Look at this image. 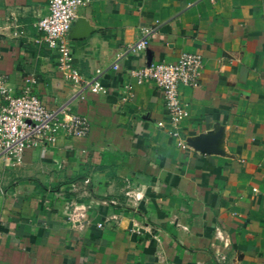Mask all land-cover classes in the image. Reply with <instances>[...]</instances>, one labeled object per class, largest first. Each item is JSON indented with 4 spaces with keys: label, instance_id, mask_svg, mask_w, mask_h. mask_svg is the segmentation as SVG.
<instances>
[{
    "label": "crops",
    "instance_id": "1",
    "mask_svg": "<svg viewBox=\"0 0 264 264\" xmlns=\"http://www.w3.org/2000/svg\"><path fill=\"white\" fill-rule=\"evenodd\" d=\"M48 4L0 0V75L92 127L18 166L0 158V264H264V0H92L73 24V67L102 70L109 91L84 99L36 42ZM144 29L149 46L131 51ZM183 53L204 70L181 88L189 117L173 128L161 90L130 73ZM133 187L136 209L117 205Z\"/></svg>",
    "mask_w": 264,
    "mask_h": 264
},
{
    "label": "built area",
    "instance_id": "2",
    "mask_svg": "<svg viewBox=\"0 0 264 264\" xmlns=\"http://www.w3.org/2000/svg\"><path fill=\"white\" fill-rule=\"evenodd\" d=\"M92 0H49V13L35 23L41 33L37 43L44 49L56 54V63L62 78H66L79 89L81 99L85 92L107 94L109 89L104 83V72L97 70L91 79H85L74 67L72 48L70 45L73 24L78 11L86 7ZM151 32L144 29L142 38L135 43L131 51L143 52L150 44ZM114 72L120 71V64L112 65ZM204 70V60L201 54L183 53L177 62L157 61L131 71L130 76L137 85L151 82L161 90L169 119L173 128L189 117V112L182 102L180 90L182 87L197 88L200 86ZM36 84L34 79L31 80ZM125 92L121 94V102L129 104L134 97L132 83L125 84ZM35 87L27 86L17 91L10 77L0 75V158L9 160L14 166L23 163L29 150L50 152L62 136L68 138H85L92 127L87 116L78 114L65 115V107L51 110L39 97ZM159 128L164 122L157 123ZM173 136L180 138L179 132ZM90 179H86L88 184ZM139 187H133L126 193L125 205L120 207L136 209L143 200ZM134 214H139L133 210ZM75 213V212H74ZM224 259V258H223Z\"/></svg>",
    "mask_w": 264,
    "mask_h": 264
},
{
    "label": "water",
    "instance_id": "3",
    "mask_svg": "<svg viewBox=\"0 0 264 264\" xmlns=\"http://www.w3.org/2000/svg\"><path fill=\"white\" fill-rule=\"evenodd\" d=\"M71 35H72L74 38L78 37V36H76L77 34H76V31H75V30L71 32Z\"/></svg>",
    "mask_w": 264,
    "mask_h": 264
}]
</instances>
